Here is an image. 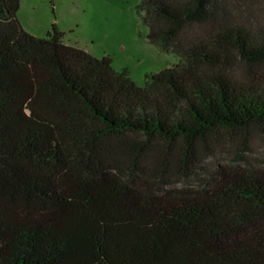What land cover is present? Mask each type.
I'll return each instance as SVG.
<instances>
[{"label":"trees","instance_id":"16d2710c","mask_svg":"<svg viewBox=\"0 0 264 264\" xmlns=\"http://www.w3.org/2000/svg\"><path fill=\"white\" fill-rule=\"evenodd\" d=\"M232 2L139 0L178 61L138 86L0 0V264H264V165L176 186L219 134L264 138V25Z\"/></svg>","mask_w":264,"mask_h":264},{"label":"rangeland","instance_id":"374dc122","mask_svg":"<svg viewBox=\"0 0 264 264\" xmlns=\"http://www.w3.org/2000/svg\"><path fill=\"white\" fill-rule=\"evenodd\" d=\"M138 3L139 0H19L17 18L23 29L36 37H45L55 24L65 44L98 58L109 57L115 71L126 70L136 85L143 86L146 75L175 64L178 58L149 42ZM227 10L248 26L264 25V0L232 2ZM230 67L241 78L235 63ZM251 135L249 145L244 146L239 139L231 140L228 133L219 134L221 142L212 156L202 160L191 176L177 178L176 186L200 188L219 165L263 166V134L253 128Z\"/></svg>","mask_w":264,"mask_h":264}]
</instances>
